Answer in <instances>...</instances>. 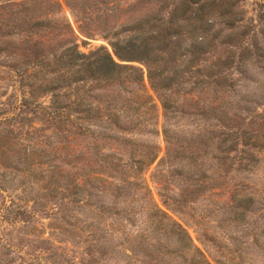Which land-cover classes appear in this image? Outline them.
Segmentation results:
<instances>
[{
	"label": "rangeland",
	"instance_id": "obj_1",
	"mask_svg": "<svg viewBox=\"0 0 264 264\" xmlns=\"http://www.w3.org/2000/svg\"><path fill=\"white\" fill-rule=\"evenodd\" d=\"M56 1L0 0V264H264V0H200L201 18L183 0ZM164 22L169 50L119 61L149 98L93 92L127 103L116 124L67 110L84 84L57 61L68 38L116 59L110 39ZM147 65L171 69L168 90Z\"/></svg>",
	"mask_w": 264,
	"mask_h": 264
},
{
	"label": "trees",
	"instance_id": "obj_2",
	"mask_svg": "<svg viewBox=\"0 0 264 264\" xmlns=\"http://www.w3.org/2000/svg\"><path fill=\"white\" fill-rule=\"evenodd\" d=\"M168 1L169 0H167V2ZM52 2L53 4L57 5V8L53 12L55 14L58 13L62 15L60 3L56 0H52ZM65 3L71 11L75 10V7L71 0H65ZM106 4V0H94L92 6L96 7L98 5ZM168 5L169 4H167V6ZM188 5L191 9H186ZM83 6L84 4L82 5V7ZM85 6L90 5L85 4ZM77 8L78 10H80V12L82 11L80 7ZM175 8V10L177 11L182 9L183 15L186 13L187 10H189L190 13L194 14L196 17L201 18L200 14L203 9V5L202 3H200V0H183L179 1V6H176ZM74 16H76L77 18V15ZM171 16L176 17V14H171ZM170 19L171 17L169 18V20ZM187 19L188 18H184L183 20ZM65 22H67L68 25V21L66 18ZM165 22L164 25H159L160 28L154 26L155 28L152 30L155 35L146 34L145 32H142L131 33L128 37L122 38L124 39L122 42L119 38L110 39L109 45L111 46V50L116 59L112 56L110 51L103 45H99L98 47H95L94 49L90 50L88 53H85L79 50L77 37L73 39L68 38L66 40V44L63 45L62 50L58 55L57 61L61 64V68L65 70L63 77H65L66 79H71V83L79 82L80 84H84L81 86V88H76L75 97L72 101H69V105L66 106L67 110L73 107L72 111L77 116L76 118L81 121L92 120V114L96 113L97 111L104 110L109 113H113L114 117L110 118L111 122H113L112 120L117 119L118 113H121L125 110L124 108L128 107L127 103L121 101L122 99H120L119 101L121 102L120 105L116 103L117 99L119 98V95H115V91H123L127 93L126 89L131 87L129 89L133 91L138 90L142 93V95L149 98V95L147 94L143 84L142 75L140 73L136 74L137 69L134 66L123 64L119 61L143 60L147 58V56H149V52L151 51L149 45H153V43H161L160 40H163V42L161 43V47H158L156 49L157 52L162 53L161 51L169 50L170 44L173 42V40L179 39V35L176 31H173L171 27H165ZM38 27H40V25L37 22H34L33 24H31L30 29ZM127 30H138V27L136 25ZM161 30H164L165 33H162ZM197 44V41H194L193 47L197 48ZM161 60H164L163 66H165L167 62L173 59L167 58L160 59V61ZM148 61L150 62L151 60ZM147 68V77L151 84V87L154 90L161 89L163 91H166L169 87H171L172 79H170V77L167 76L168 74H166V72H170L171 69L164 71V69L160 68L153 69L149 65H147ZM88 82L89 85L85 87ZM97 89H107L114 92H111V94H109V91H106L108 95L106 94L105 98L97 100L96 103L88 102L87 100H91V98L96 100V96L100 95L93 93ZM53 103H58V101L56 100L55 102L54 99ZM162 104L165 110L171 107V104L168 102V99H165ZM57 111L61 112L60 106L55 107V110L53 112L56 113ZM154 159L155 157L150 158L149 160H147V162H143L142 164L148 165L152 163ZM112 166L115 165L112 164ZM110 168L112 170H115L113 169L114 167ZM137 172H140V169Z\"/></svg>",
	"mask_w": 264,
	"mask_h": 264
}]
</instances>
